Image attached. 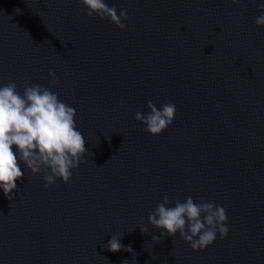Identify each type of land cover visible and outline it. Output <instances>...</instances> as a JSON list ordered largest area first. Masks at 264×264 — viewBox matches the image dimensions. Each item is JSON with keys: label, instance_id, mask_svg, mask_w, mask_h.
Listing matches in <instances>:
<instances>
[{"label": "water", "instance_id": "95a60500", "mask_svg": "<svg viewBox=\"0 0 264 264\" xmlns=\"http://www.w3.org/2000/svg\"><path fill=\"white\" fill-rule=\"evenodd\" d=\"M106 2L126 30L79 0H0V86L49 87L88 149L68 184L21 163L15 198L0 189V264H264V0ZM149 100L176 106L155 137L135 119ZM163 194L223 206L227 238L153 241ZM114 233L135 254L109 251Z\"/></svg>", "mask_w": 264, "mask_h": 264}, {"label": "clouds", "instance_id": "9594fccd", "mask_svg": "<svg viewBox=\"0 0 264 264\" xmlns=\"http://www.w3.org/2000/svg\"><path fill=\"white\" fill-rule=\"evenodd\" d=\"M233 5L241 6L243 0H231ZM86 9L88 17L108 20L120 30H126L129 15L126 9L117 12L106 0H79ZM260 15L255 18L257 26H264V3L259 4ZM20 10L17 9V12ZM51 86L58 83L54 71L49 72ZM17 83L10 81L0 86V189L8 200L15 198L17 181L23 180L24 172L20 164L33 175L44 171L45 187L56 183L71 182L73 170L83 163L88 149L85 138L76 127L75 108L62 102L58 95L39 84L25 82L23 93L17 91ZM148 113L137 112L135 119L145 125L144 131L159 136L173 123L176 106L165 103L157 108L149 100ZM15 146V151H14ZM148 223L163 230L153 235L159 242L161 237H180L193 251L204 250L212 245L217 234L221 239L229 234L227 210L215 201H194L192 196L171 200L162 195V202L148 213ZM146 233L147 228L141 229ZM121 235L113 234L107 249L111 252L126 251L135 254L131 245L121 244ZM136 258V256H135ZM127 264V260L123 262Z\"/></svg>", "mask_w": 264, "mask_h": 264}]
</instances>
